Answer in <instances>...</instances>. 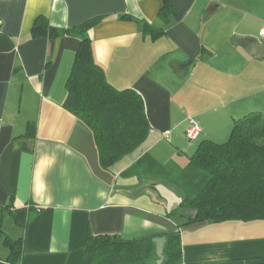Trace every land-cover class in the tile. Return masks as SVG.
Masks as SVG:
<instances>
[{"label": "crops", "instance_id": "0c3cea01", "mask_svg": "<svg viewBox=\"0 0 264 264\" xmlns=\"http://www.w3.org/2000/svg\"><path fill=\"white\" fill-rule=\"evenodd\" d=\"M39 18L59 29L99 18L88 32L95 61L144 100L147 140L109 169L93 131L64 107L80 40L35 37ZM263 25L264 0H0V264H13L6 237L22 241L17 264H79L89 235L178 230L183 264L264 258V221L179 228L176 186L124 175L146 155L185 167L198 146L185 135L189 117L200 142L224 143L237 120L264 113V56L245 45L264 44Z\"/></svg>", "mask_w": 264, "mask_h": 264}, {"label": "trees", "instance_id": "16d2710c", "mask_svg": "<svg viewBox=\"0 0 264 264\" xmlns=\"http://www.w3.org/2000/svg\"><path fill=\"white\" fill-rule=\"evenodd\" d=\"M99 21L95 18L73 28L59 29L39 18L33 35H69L80 40L66 83L64 107L93 131L101 165L109 169L147 140L151 125L142 96L133 89L113 87L95 61L88 32ZM146 30L153 36L162 34L149 25ZM124 175L146 176L176 186L181 191V204L170 215L186 220L179 228L196 223L264 221V113L237 120L224 143L199 142L185 167L164 165L146 155ZM5 208L0 205V237ZM191 211H197L196 217L189 214ZM164 237L167 242L161 264H183L180 231ZM155 238L126 240L119 235H89L79 264H159ZM5 244L11 249L9 260L17 264L22 241L6 237ZM220 264H264V258Z\"/></svg>", "mask_w": 264, "mask_h": 264}, {"label": "water", "instance_id": "95a60500", "mask_svg": "<svg viewBox=\"0 0 264 264\" xmlns=\"http://www.w3.org/2000/svg\"><path fill=\"white\" fill-rule=\"evenodd\" d=\"M245 45L247 49L249 50V52L255 57L261 58L264 56V44L260 43L259 41H255V40L247 41ZM180 204H181V199L176 200L174 202L172 201L171 207L169 209V213L171 214L176 209H178ZM189 214L193 215V217H196L197 211H191ZM154 242L156 244V254L160 258L158 263L161 264L165 258L164 248H165L167 239L165 237H158L154 239Z\"/></svg>", "mask_w": 264, "mask_h": 264}, {"label": "built area", "instance_id": "2783aa9c", "mask_svg": "<svg viewBox=\"0 0 264 264\" xmlns=\"http://www.w3.org/2000/svg\"><path fill=\"white\" fill-rule=\"evenodd\" d=\"M261 36H264V25L261 29ZM185 135L187 140L190 142L198 140L201 135L200 125L193 117L188 118V127L186 129Z\"/></svg>", "mask_w": 264, "mask_h": 264}, {"label": "rangeland", "instance_id": "374dc122", "mask_svg": "<svg viewBox=\"0 0 264 264\" xmlns=\"http://www.w3.org/2000/svg\"><path fill=\"white\" fill-rule=\"evenodd\" d=\"M199 142H200V140L198 139V140H196V141H193L192 143H194L195 145H198L199 144ZM189 143V142H188ZM161 189V188H160ZM160 189H157V190H155L157 193H159V192H161V193H163L162 191V189L160 190ZM165 191H167V189L165 188L164 189ZM178 220H180V221H182L180 218H177ZM9 221L11 222V225L13 226V222H12V220L8 217V215H6V220H5V223H6V227H7V224H9Z\"/></svg>", "mask_w": 264, "mask_h": 264}]
</instances>
